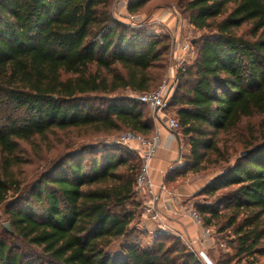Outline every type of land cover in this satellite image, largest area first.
Returning <instances> with one entry per match:
<instances>
[{"label":"trees","instance_id":"trees-1","mask_svg":"<svg viewBox=\"0 0 264 264\" xmlns=\"http://www.w3.org/2000/svg\"><path fill=\"white\" fill-rule=\"evenodd\" d=\"M148 1L128 0L127 12L139 14ZM179 3L204 33L167 100L189 148L167 180L223 163L192 209L216 234L232 229L216 264H264V0ZM170 48L145 26L115 18L111 0H0V205L17 195L5 210L12 231L0 226V264H202L178 236L142 242L150 234L138 225L141 160L120 143L99 150L65 142L18 204L21 144L52 150L58 133L154 134L137 96L165 80Z\"/></svg>","mask_w":264,"mask_h":264},{"label":"crops","instance_id":"crops-1","mask_svg":"<svg viewBox=\"0 0 264 264\" xmlns=\"http://www.w3.org/2000/svg\"><path fill=\"white\" fill-rule=\"evenodd\" d=\"M125 1L120 5L125 7ZM173 11H162L155 14L151 22H157L165 27L172 28L179 25ZM177 25V28H178ZM174 27V30H175ZM171 59L183 65L195 59L193 51L186 52L180 41H175L172 46ZM173 65H169L165 82L171 77H176ZM170 82V81H169ZM170 85L167 91L169 96L173 92ZM154 122V133L159 134V143L155 156L150 160V177L152 181L151 192L139 194L142 198L144 209L139 217L138 225L146 229L153 237L156 233H166L178 236L190 249H192L202 264H216L219 251L223 246H217L214 236L204 234L203 226L197 224L190 213L194 198H191L206 183L200 178L190 175L177 179L167 180L168 172L181 168L184 165V156L188 154L182 134L172 130L166 125L169 117L163 110L154 111L151 115ZM134 143L130 146L132 149Z\"/></svg>","mask_w":264,"mask_h":264},{"label":"rangeland","instance_id":"rangeland-1","mask_svg":"<svg viewBox=\"0 0 264 264\" xmlns=\"http://www.w3.org/2000/svg\"><path fill=\"white\" fill-rule=\"evenodd\" d=\"M125 1L127 4L128 0H111V8H112V13L115 18L118 20L130 24L132 26H145L146 29L149 32L154 33L156 36H161L165 37L166 41L169 42L170 44V49L167 55V59H169V65H173L175 71L177 70L178 66L180 65L179 63H176L173 59H171V51H172V46L175 41H180V43H188L189 45L193 43V41L198 38L200 35L204 33V31L201 30H196L194 29L188 22V19L186 18V13H183L181 8L178 6V3L180 0H149L144 6L140 13L137 15H133V18L130 17L131 14L127 12L126 9V4L124 5L125 7L120 5V2ZM183 3V2H182ZM180 4V3H179ZM164 10L166 11H173L175 14V18L178 19L179 25L177 28V25L175 27L169 28L165 27L160 23L157 22H151L155 18V14L160 13ZM249 27L248 25H244L239 29V32H247ZM191 51L194 52L195 54V47L190 45ZM170 81V82H169ZM172 85L173 88L176 85V77L173 76L171 77L168 81L165 82V80L162 82L160 86H158L155 90H158L160 88L163 89H168L169 86ZM154 91V90H152ZM144 110L147 111V113L151 116L154 113V110L150 109L148 106L145 104L143 105ZM175 109L170 106H166L164 108V111L167 113V115L171 118H175ZM259 117L252 118L250 120V124H252L255 128L259 123ZM245 126L246 123H243ZM126 132H129L127 130H121L118 132H114L111 134H101V135H91L88 137H84L85 133L83 132H73L71 134H61L58 133L57 137H50V145L53 146L52 150L47 149L46 144H40L39 146H30L28 144H21V155L25 159V162L22 163L18 168H16V171L19 174V178L21 181V186L23 187V194H22V199L21 202L18 204H25L23 201L24 198H26L27 193L30 191L31 185L34 183V181L38 180L43 172L48 168L50 163L57 159L60 153L67 151L65 146V142H68L70 140H73L75 142L74 147L76 146H88V147H94L97 149H102L104 146H109L110 144H117L118 140L123 136ZM119 144V143H118ZM132 143L129 145L123 144L122 146H125L126 148L133 150L136 152L134 149H132L130 146ZM241 151L237 153V155L240 154ZM236 157V155H235ZM234 156L231 158V161L235 158ZM130 158L136 159L138 158L137 155L134 153V155H131ZM137 160V159H136ZM223 163H217L215 164H208L206 165V168L197 174H190V176L194 178H200L204 183H207L210 181V179L217 173H219L222 170V167L225 166ZM198 192V191H197ZM196 194V193H195ZM194 194V195H195ZM16 194L14 196H10L5 203L0 205V226H1V231L3 233H8V231L3 227V223L7 222L9 225V220H8V215L6 214L5 210L10 206L14 200H16ZM138 200L142 201V198L140 196H137ZM191 198H194L193 196ZM201 196L194 198V201H201ZM18 206V205H17ZM144 209L143 204H142V210ZM11 228V227H10ZM214 231V240L217 243V246H228L227 242L228 240H231L234 238L232 229H228L220 234H216V231ZM14 241L15 240H11ZM142 242L144 244H151L152 242V236L150 235L148 238L142 239ZM118 244L115 243L110 249L109 252L111 254H117L118 252Z\"/></svg>","mask_w":264,"mask_h":264},{"label":"built area","instance_id":"built-area-1","mask_svg":"<svg viewBox=\"0 0 264 264\" xmlns=\"http://www.w3.org/2000/svg\"><path fill=\"white\" fill-rule=\"evenodd\" d=\"M130 17L133 18V15H130ZM190 45L188 43H183L182 48L186 52H189L191 50ZM180 66L181 65H179L178 68ZM168 97L169 92L166 89L160 88L158 90L139 94L137 96V99L148 106L150 109L154 111L156 110V112H161L167 106ZM166 125L172 130L179 129V123L175 118L168 117L166 120ZM118 143L122 145H129L130 143L135 144L133 149L139 155L141 160L140 169L136 176V192L138 195L144 193L145 191L151 192L152 181L150 177L149 162L156 154L159 143V134L154 133L150 137H145L143 135L134 134L129 131L121 136V138L118 140ZM190 213L197 224L202 225L200 217L193 209L190 210ZM203 232L204 234H207L209 236L214 235L213 228L211 227H203Z\"/></svg>","mask_w":264,"mask_h":264},{"label":"water","instance_id":"water-1","mask_svg":"<svg viewBox=\"0 0 264 264\" xmlns=\"http://www.w3.org/2000/svg\"><path fill=\"white\" fill-rule=\"evenodd\" d=\"M248 152H249V150L242 151L240 155L245 156ZM3 227L9 232L12 231L10 228V225L7 222L3 223Z\"/></svg>","mask_w":264,"mask_h":264}]
</instances>
